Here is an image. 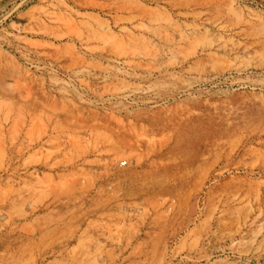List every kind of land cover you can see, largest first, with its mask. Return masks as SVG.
Instances as JSON below:
<instances>
[{"label": "rangeland", "instance_id": "obj_1", "mask_svg": "<svg viewBox=\"0 0 264 264\" xmlns=\"http://www.w3.org/2000/svg\"><path fill=\"white\" fill-rule=\"evenodd\" d=\"M0 264H264V0H0Z\"/></svg>", "mask_w": 264, "mask_h": 264}]
</instances>
